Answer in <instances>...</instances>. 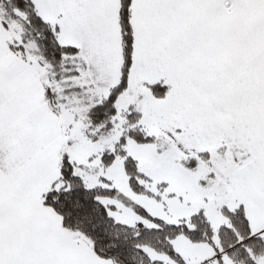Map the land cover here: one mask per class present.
I'll use <instances>...</instances> for the list:
<instances>
[{"label": "snow or ice", "instance_id": "obj_1", "mask_svg": "<svg viewBox=\"0 0 264 264\" xmlns=\"http://www.w3.org/2000/svg\"><path fill=\"white\" fill-rule=\"evenodd\" d=\"M0 264H264V0H0Z\"/></svg>", "mask_w": 264, "mask_h": 264}]
</instances>
